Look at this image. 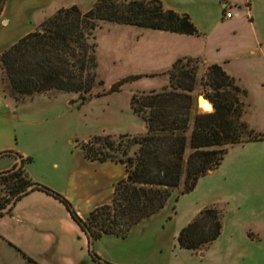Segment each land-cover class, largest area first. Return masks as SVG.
<instances>
[{"label": "rangeland", "instance_id": "rangeland-1", "mask_svg": "<svg viewBox=\"0 0 264 264\" xmlns=\"http://www.w3.org/2000/svg\"><path fill=\"white\" fill-rule=\"evenodd\" d=\"M251 1L248 15L245 5L235 6V0H182L181 7L191 9L192 20L202 28H199L201 37L189 35L190 38H185L189 39L187 41L151 40L153 43L158 40L159 46L163 44L169 49L185 47L193 54H203L211 64L223 66L222 62L230 58L231 63L241 70L252 59L247 55V46L264 45V0ZM21 4L24 5L21 0H11V10ZM224 10L232 11L234 17L224 18ZM27 12L26 9L23 11L24 20L30 15ZM42 23L32 32L42 30ZM97 23L93 38L88 40L89 45L95 44L91 52L97 62L89 92L83 89H52L18 100L6 95L0 66V153L10 150L24 158L31 157L25 162L26 170L32 171L35 178L31 177L63 194L79 215L84 216L91 212L97 194L107 191L109 177L126 178V168L120 162L111 161H98L99 164L89 166L84 172L83 185L70 192V200L64 191H68L70 180L75 181L77 177L73 175L74 154L84 144L99 142L97 137L103 144L118 141L124 134L128 137L143 135L147 131L146 123L134 112L133 97L171 86L169 56L172 51H147L143 47V50L139 48L141 52H137L133 48L140 47L147 39L141 43L134 42L135 32L130 30L131 26L104 20ZM29 26L16 27L12 24L6 30L0 28V52L13 39L18 38V41V36ZM255 27L257 38L253 31ZM194 58H198V63L192 74L195 78L193 93L199 99L200 95L211 92L202 81L210 64L201 57ZM184 62L188 60L184 59ZM139 73L145 76L124 83L117 91H110L115 82ZM86 78L85 72L83 79ZM251 85L256 86L252 94L248 97L247 94H240L244 104L243 118L264 133V88L258 87L255 80ZM197 111L207 112L199 101ZM242 145L230 148L223 166L201 177L193 191L181 194L178 200L173 195L163 211L133 227L125 238L104 235L94 243L93 250L103 260L113 264H264V147L245 148ZM243 156L252 157L256 168L244 175L241 165ZM14 162V155L0 156V171ZM26 203L22 202L18 211ZM207 206H216L222 211L221 235L202 250L182 248L178 242L180 231ZM67 209L59 214L61 221H69ZM12 214L5 215L4 220L0 216V224L12 223ZM62 227V234L50 245L51 256L43 259L44 262L100 264L90 252L86 234L76 224L72 229L65 225ZM24 255L28 256L0 236V264H43L37 259H25Z\"/></svg>", "mask_w": 264, "mask_h": 264}, {"label": "trees", "instance_id": "trees-1", "mask_svg": "<svg viewBox=\"0 0 264 264\" xmlns=\"http://www.w3.org/2000/svg\"><path fill=\"white\" fill-rule=\"evenodd\" d=\"M5 1L0 0V16ZM103 20L201 35L188 13L168 9L162 0H96L87 11L77 5L61 7L42 23V30L23 36L0 54L6 95L19 100L52 89L89 92L97 62L91 52L95 44L89 45L88 40L93 38L97 22ZM187 60L185 63L180 58L169 69L170 88L133 97L132 108L146 123L143 135L124 134L118 141L103 144L97 137L99 142L83 145L90 160H111L126 166L128 177L115 185L111 203L81 217L63 194L31 177L25 168L31 157L8 150L0 156L14 155L16 162L0 171V215L12 214L17 202L29 193L44 191L66 205L86 234L93 258L100 264H113L93 250L98 239L104 235L127 237L133 227L165 208L173 195L178 200L181 194L193 191L201 177L222 164L231 146L264 140V133L243 118L240 94H247V90L221 64H210L202 80L211 90L205 96L213 111H197L192 74L198 58ZM85 72L87 78L83 79ZM143 76L128 75L110 91ZM222 228V211L207 206L180 231L178 242L182 248L199 251L217 240Z\"/></svg>", "mask_w": 264, "mask_h": 264}, {"label": "crops", "instance_id": "crops-1", "mask_svg": "<svg viewBox=\"0 0 264 264\" xmlns=\"http://www.w3.org/2000/svg\"><path fill=\"white\" fill-rule=\"evenodd\" d=\"M21 1L22 3H24V5L21 4V6H17V7L15 6V8H13L14 10H11L10 7L11 0H8L4 5L0 19V28H3L2 30H6L12 24H14L16 27H22L25 25L27 26L29 24L31 25V27L29 26V28H26L23 32H21V35L18 36L19 39L25 36L26 34L32 32L37 25L41 24L44 20L52 16L61 7H69L72 5H77L80 7L81 10H89L96 2V0H21ZM162 2L164 3L165 7L168 9H173L178 12L188 13L189 15L193 16L192 15L193 12L191 9L181 7V4H183L182 0H162ZM234 5L239 7H241V5H245V7L248 10L247 13L248 15H250V10L252 7L251 0H235ZM224 7L227 8L228 4H224ZM25 9L29 11L30 15H28V18L24 20L22 16L24 15L23 11ZM223 13H225V10ZM195 23L198 26V28L202 29L198 22ZM129 26H131L130 30L135 32L134 38H132L134 42L141 43L144 41V39L145 40L147 39L145 43L143 42L139 45L140 47L137 46V48L135 47L133 48V50H136L137 52H141V50H143L144 47V49L147 51L152 49L154 50L159 49L162 52L172 51L171 55L169 56V63H170L169 68H171L173 64L180 58L188 59L194 57H201L203 58V61L205 63L211 64L209 63V61L204 59L203 54H198V53L193 54L185 47H181L178 49L174 47V49L172 48L169 49L168 47L163 46V44L159 46L158 40H156L155 43H153V41L151 40L153 38H157L159 40L165 39V40L187 41L189 39H185V38H190L189 35L176 34L162 30H153L139 26H132V25ZM253 31L255 38H257L258 37L257 28L256 27L253 28ZM172 36H176V37H172ZM200 37L201 36H199L198 38ZM17 39L18 38L13 39L9 44H7V46L3 48L0 54L5 49L13 45L17 41ZM154 46L158 48H153ZM246 52L248 56L249 55L250 57L252 56V59L248 60L249 63L246 66H243L241 70L238 69L236 66H234L233 63H231L230 58H227L222 63L226 72L229 75L235 77L237 82L240 84V86L247 90V97H248L250 94H252V89L256 87L251 85L252 81L255 80V83L256 84L258 83V87H261L262 89L264 88V45H262L261 43H259L256 46L249 45L246 48ZM1 74L2 73L0 72V75ZM1 82H2V76H1ZM251 126L256 130L261 131L258 126H254V125ZM238 146H241V144L234 145L230 148H236ZM242 146L245 148L247 146L249 147L256 146L259 148L264 147V140L249 142ZM74 155L75 157L73 164H75V173H73V175L75 177L76 174L77 176L76 178H78V180L76 178L75 181L71 179L69 182L70 184L68 191H64V193L70 200H72V196L70 192L74 188L79 189L80 186L83 185V176H84V172L88 171L87 168H89V166H94L98 163V161H93L90 160L88 157H86L84 151L81 148L79 149L78 153ZM241 159H240L242 163L241 165L242 168L244 169L243 175L250 173L251 169H256L254 168V164H253L255 160H253L252 157L243 156V158ZM107 161H111V160H107ZM107 161H101V162H107ZM12 164L8 163V166H6L5 168L11 166ZM223 164H221L216 170H219V168H221ZM213 172H215V170H213L212 172H208L207 174H211ZM29 173L31 176H33V178H35L32 171H30ZM207 174L205 176H207ZM125 175L127 178L128 177L127 169ZM109 178L110 180L107 191L99 192L97 194L98 196L92 210L100 205L108 204L112 202L115 185L121 179L125 178V176H121V177L110 176ZM22 202H27V203L26 205H23V207H21V209L18 211V206H20ZM66 208L67 207L65 206V204H63L60 200H58L54 196L49 195L48 193L41 190H35L29 193L28 195L24 196L22 200H20L16 204L13 210V214L10 215L12 223L0 224V236L2 237L3 240L9 242L13 246H17L21 250V252L22 251L25 252L32 259L34 260L37 259V261L39 260L43 264H45L46 262H44L43 259H46V257L51 256L50 245L51 243H53L55 238L59 237L62 234L60 232V229L62 230L64 228L62 226L65 225L69 229H72L73 227H75L76 224V226H78V228L81 229L78 223L71 216V213H69L68 209H67L68 212L67 218H70L69 221L64 222L66 220L61 221V219H59V214L60 213L63 214ZM164 209L165 208H163L161 211H163ZM59 210L61 211L59 212ZM80 216L83 218L87 217L82 214H80ZM5 217H6L5 215L1 216L3 220ZM28 256L24 255V258L27 259Z\"/></svg>", "mask_w": 264, "mask_h": 264}, {"label": "bare ground", "instance_id": "bare-ground-1", "mask_svg": "<svg viewBox=\"0 0 264 264\" xmlns=\"http://www.w3.org/2000/svg\"><path fill=\"white\" fill-rule=\"evenodd\" d=\"M199 103L205 111L207 112L213 111V105L207 98L200 100Z\"/></svg>", "mask_w": 264, "mask_h": 264}, {"label": "built area", "instance_id": "built-area-1", "mask_svg": "<svg viewBox=\"0 0 264 264\" xmlns=\"http://www.w3.org/2000/svg\"><path fill=\"white\" fill-rule=\"evenodd\" d=\"M234 16L233 12L230 10L225 11L224 17L225 18H232Z\"/></svg>", "mask_w": 264, "mask_h": 264}, {"label": "water", "instance_id": "water-1", "mask_svg": "<svg viewBox=\"0 0 264 264\" xmlns=\"http://www.w3.org/2000/svg\"><path fill=\"white\" fill-rule=\"evenodd\" d=\"M186 60H187V59H186ZM205 98H206V97H205L204 95H200L198 101L200 102V100L205 99ZM212 171H213V169H210V170H209V172H212ZM128 181H130V178H128Z\"/></svg>", "mask_w": 264, "mask_h": 264}]
</instances>
